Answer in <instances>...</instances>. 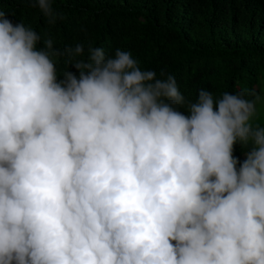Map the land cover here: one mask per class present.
I'll return each instance as SVG.
<instances>
[{
	"label": "clouds",
	"instance_id": "1",
	"mask_svg": "<svg viewBox=\"0 0 264 264\" xmlns=\"http://www.w3.org/2000/svg\"><path fill=\"white\" fill-rule=\"evenodd\" d=\"M40 40L0 10V264H264L260 97L201 89L184 115L130 52L89 48L57 82L51 57L83 46Z\"/></svg>",
	"mask_w": 264,
	"mask_h": 264
},
{
	"label": "trees",
	"instance_id": "2",
	"mask_svg": "<svg viewBox=\"0 0 264 264\" xmlns=\"http://www.w3.org/2000/svg\"><path fill=\"white\" fill-rule=\"evenodd\" d=\"M52 8L55 22L34 0H0L13 25L23 23L41 37L38 50L49 39L61 53L83 46L81 56L51 57L57 82L65 71L79 77L71 64L86 60L89 48L108 56L119 49L158 79L175 78L186 100L177 110L184 115L201 89L216 100L227 92L248 100L258 95L264 103V0H53ZM250 147L233 146L237 169Z\"/></svg>",
	"mask_w": 264,
	"mask_h": 264
},
{
	"label": "rangeland",
	"instance_id": "3",
	"mask_svg": "<svg viewBox=\"0 0 264 264\" xmlns=\"http://www.w3.org/2000/svg\"><path fill=\"white\" fill-rule=\"evenodd\" d=\"M262 99L257 101L256 107H257V113L254 119L252 120L253 125H259L258 122H261L262 117H264V103L261 102ZM246 158V157H245Z\"/></svg>",
	"mask_w": 264,
	"mask_h": 264
}]
</instances>
